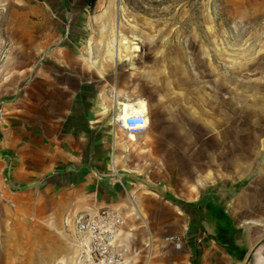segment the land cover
Instances as JSON below:
<instances>
[{
	"label": "crops",
	"instance_id": "obj_1",
	"mask_svg": "<svg viewBox=\"0 0 264 264\" xmlns=\"http://www.w3.org/2000/svg\"><path fill=\"white\" fill-rule=\"evenodd\" d=\"M110 10L107 0H11L9 71L0 77V242L32 250L39 234L62 242L70 232L74 243L80 213L112 208L128 218L136 206L153 235L172 223L193 264H244L258 240L228 204L244 181L201 186L165 162L154 135L117 122L130 95L113 56ZM133 230L123 226L119 236L127 264L136 260Z\"/></svg>",
	"mask_w": 264,
	"mask_h": 264
},
{
	"label": "rangeland",
	"instance_id": "obj_2",
	"mask_svg": "<svg viewBox=\"0 0 264 264\" xmlns=\"http://www.w3.org/2000/svg\"><path fill=\"white\" fill-rule=\"evenodd\" d=\"M107 1L113 56L130 95L123 105L144 102L146 132L165 147V162L180 164L201 186L243 180L245 187L235 189L228 204L239 206L237 225L251 226L254 241L261 240L264 0ZM10 3L0 0V77L9 71ZM133 207L128 218L121 216V227L136 232L131 264H193L183 235L179 248L165 240L176 233L172 223H160L153 235L146 215ZM70 234L62 242L58 235L39 234V246L32 250L0 242V264H65L72 252Z\"/></svg>",
	"mask_w": 264,
	"mask_h": 264
},
{
	"label": "built area",
	"instance_id": "obj_3",
	"mask_svg": "<svg viewBox=\"0 0 264 264\" xmlns=\"http://www.w3.org/2000/svg\"><path fill=\"white\" fill-rule=\"evenodd\" d=\"M120 126L135 133L146 131V113L128 112L119 117ZM122 217L112 208L80 213L74 220L76 240L66 264H127L126 249L119 241ZM165 240L179 248V234H168Z\"/></svg>",
	"mask_w": 264,
	"mask_h": 264
},
{
	"label": "water",
	"instance_id": "obj_4",
	"mask_svg": "<svg viewBox=\"0 0 264 264\" xmlns=\"http://www.w3.org/2000/svg\"><path fill=\"white\" fill-rule=\"evenodd\" d=\"M244 264H264V238L254 245Z\"/></svg>",
	"mask_w": 264,
	"mask_h": 264
},
{
	"label": "bare ground",
	"instance_id": "obj_5",
	"mask_svg": "<svg viewBox=\"0 0 264 264\" xmlns=\"http://www.w3.org/2000/svg\"><path fill=\"white\" fill-rule=\"evenodd\" d=\"M140 105L136 106L135 104H126L123 105V110L122 113L120 115V117H124L127 112H140V113H144L145 112V104L144 102H138ZM128 110V111H127ZM146 121H147V116H146Z\"/></svg>",
	"mask_w": 264,
	"mask_h": 264
},
{
	"label": "trees",
	"instance_id": "obj_6",
	"mask_svg": "<svg viewBox=\"0 0 264 264\" xmlns=\"http://www.w3.org/2000/svg\"><path fill=\"white\" fill-rule=\"evenodd\" d=\"M92 3H93V0H87V4H88L89 6H91Z\"/></svg>",
	"mask_w": 264,
	"mask_h": 264
},
{
	"label": "flooded vegetation",
	"instance_id": "obj_7",
	"mask_svg": "<svg viewBox=\"0 0 264 264\" xmlns=\"http://www.w3.org/2000/svg\"><path fill=\"white\" fill-rule=\"evenodd\" d=\"M259 241H260V240H259ZM259 241H258V242H259Z\"/></svg>",
	"mask_w": 264,
	"mask_h": 264
}]
</instances>
